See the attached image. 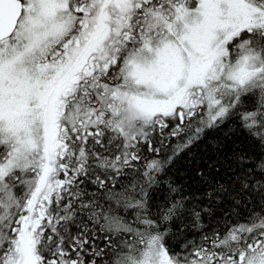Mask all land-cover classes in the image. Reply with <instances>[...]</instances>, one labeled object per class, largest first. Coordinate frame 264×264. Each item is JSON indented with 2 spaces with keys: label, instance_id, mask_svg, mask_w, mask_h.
I'll return each mask as SVG.
<instances>
[{
  "label": "snow or ice",
  "instance_id": "obj_1",
  "mask_svg": "<svg viewBox=\"0 0 264 264\" xmlns=\"http://www.w3.org/2000/svg\"><path fill=\"white\" fill-rule=\"evenodd\" d=\"M0 264H264V0H0Z\"/></svg>",
  "mask_w": 264,
  "mask_h": 264
},
{
  "label": "trees",
  "instance_id": "obj_2",
  "mask_svg": "<svg viewBox=\"0 0 264 264\" xmlns=\"http://www.w3.org/2000/svg\"><path fill=\"white\" fill-rule=\"evenodd\" d=\"M207 143V142H205ZM204 148V145H201L200 146V149H193L194 152H197V151H202ZM175 167H179L181 169V171H185L187 170L190 165L189 163L187 162V156L186 154L184 156H182L178 161H177V164L175 165Z\"/></svg>",
  "mask_w": 264,
  "mask_h": 264
}]
</instances>
